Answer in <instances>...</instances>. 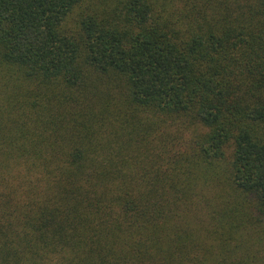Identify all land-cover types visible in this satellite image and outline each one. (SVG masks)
<instances>
[{
	"label": "trees",
	"instance_id": "trees-1",
	"mask_svg": "<svg viewBox=\"0 0 264 264\" xmlns=\"http://www.w3.org/2000/svg\"><path fill=\"white\" fill-rule=\"evenodd\" d=\"M0 264H264V0H0Z\"/></svg>",
	"mask_w": 264,
	"mask_h": 264
}]
</instances>
